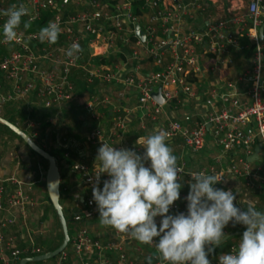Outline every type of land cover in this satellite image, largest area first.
<instances>
[{
  "label": "built area",
  "instance_id": "obj_1",
  "mask_svg": "<svg viewBox=\"0 0 264 264\" xmlns=\"http://www.w3.org/2000/svg\"><path fill=\"white\" fill-rule=\"evenodd\" d=\"M136 1L141 11L138 15L134 13ZM13 4H24L29 10L12 43L4 40L6 17L0 14V112L11 105L15 126L31 131L34 137V128L41 122L39 113L54 108V115H46L42 122L48 125L60 120L63 106L75 96L71 75L81 72L88 83L96 80L98 85L115 88L108 99L100 87L88 93L82 104L84 115L95 121L83 138L85 144L97 149L105 142L117 149L137 151L141 147L136 143L138 137L132 145L127 142L128 119L118 114L120 109L128 111L120 102L126 103L132 96L136 109L150 123L144 136L156 129L167 131L170 139L166 143L178 138L183 150L196 158V167L187 166L182 158L177 161L182 169L178 174L182 187L189 188L194 173L222 176L215 188L234 189L233 183L239 181L249 194L248 200L264 211L263 158L257 155L255 160L263 161V165L246 160L255 146L259 152L264 148V41L257 34L264 19V0H0V13ZM209 7L214 15L205 16L206 27L200 31L191 22ZM50 21L61 29L54 44L41 42L38 37L39 30ZM26 22L31 25L28 29L23 26ZM135 24L145 34L143 42L130 39ZM73 43H78L82 52L68 57L66 51ZM248 45V67L235 82L226 88L207 89L203 97L195 95L191 83L203 69L202 56L228 66L232 51ZM99 57L113 60L107 64L92 61ZM243 82L247 84L244 95L238 89V83ZM158 86L161 103L151 97ZM111 101L118 105L107 108V112L93 110L96 105H112ZM190 101L197 114L183 113L179 119L170 116L178 103L187 105ZM62 148L66 149L63 159L70 160L67 149L72 147ZM81 155L80 160L68 164L74 181L69 179L70 185L62 186L72 220L84 222L69 237V249L76 259L70 264H148L152 245L140 244L111 227L105 236L90 227L88 221L96 211L92 186L101 164L86 162L87 153ZM108 178L100 173L98 187L102 188ZM5 182L12 188H6ZM31 185L12 175L0 176V264H18L22 257L39 252L35 238L44 235L46 229L42 225L40 230L32 227L35 218L30 210L38 204L30 196ZM85 191L91 195L85 196ZM187 194L180 192L169 214L186 213ZM241 196L239 190L234 201L237 207H242ZM160 219L156 218L158 225ZM16 224L18 229L11 231L10 226ZM239 241L230 242L211 264H218L219 256L230 253ZM57 255L54 264H65L66 247ZM152 264L164 262L153 260Z\"/></svg>",
  "mask_w": 264,
  "mask_h": 264
},
{
  "label": "clouds",
  "instance_id": "obj_2",
  "mask_svg": "<svg viewBox=\"0 0 264 264\" xmlns=\"http://www.w3.org/2000/svg\"><path fill=\"white\" fill-rule=\"evenodd\" d=\"M28 13L24 4H13L0 13L6 17L2 25L5 42L17 40V29ZM23 26L28 29L31 25L26 22ZM60 31V26L50 21L39 30V40L54 44ZM80 52V45L73 43L66 55L73 57ZM169 139L170 134L162 129L139 137L136 143L143 148L142 154L101 143L96 156L101 164L99 174L109 178L100 188L97 174L92 186L100 224L140 244L152 245L148 264L153 260L164 264H211L208 256L226 238L225 227L230 222L233 226L240 224L245 230L239 244L230 253L220 255L218 264H264V211L251 200L243 201L246 207H237L234 201L239 188L214 187L222 176L194 173L185 197L186 213L169 214L182 188L178 175L182 169L166 143ZM157 217L161 218L159 225Z\"/></svg>",
  "mask_w": 264,
  "mask_h": 264
},
{
  "label": "crops",
  "instance_id": "obj_3",
  "mask_svg": "<svg viewBox=\"0 0 264 264\" xmlns=\"http://www.w3.org/2000/svg\"><path fill=\"white\" fill-rule=\"evenodd\" d=\"M209 15V17L214 15V10L209 7L206 9V12H204L203 16H196L195 20L191 22V25H193L195 28L199 29L200 31H203L206 27V19L205 16ZM215 17V16H214ZM264 22V19H262V23ZM264 31V30H263ZM263 41V40H262ZM197 52L201 51L200 45H197L196 47ZM246 53H243L242 51H232V64L228 66H224V64H218L214 61L213 57L210 56H202V63H203V69L201 73L198 74L196 78L193 79V83H191L192 89L195 93V95L199 97H203L205 94V91L207 89H210L212 87H220V88H226L227 85H231L235 80L241 75L244 69L248 67V61L249 56L246 57ZM264 75V73H263ZM238 89L239 92L243 95L246 93L247 84L245 82L238 83ZM182 98V97H181ZM129 100L125 102H120L125 110H128L126 113L123 109H120L118 114L120 116L126 115L128 119V133L127 137L130 138V145L135 141V139L138 137H144L146 134V131L148 128H150V123L144 119L139 110L136 109V100L134 97L128 98ZM175 110L170 114V116H173L177 119H179L183 113H191V114H197L198 110L193 107V101H190L189 104L184 105L181 102L178 103ZM80 107V105H78ZM81 109V107L79 108ZM61 116L64 114L63 109L60 111ZM78 118L83 120V122H89L94 121L93 119H90L89 117H85L82 110L77 111ZM2 117V116H1ZM3 118V117H2ZM63 118V116H62ZM67 121V122H66ZM91 121V122H92ZM15 122V121H14ZM11 122V123H14ZM66 125L64 123V126L71 125V119L65 120ZM145 122H147L145 124ZM149 124V127H147ZM147 125V126H146ZM129 135V136H128ZM84 138V137H83ZM66 142L68 143V146L76 148L78 150V157H81V154L87 153V157L84 159L86 162H90L91 160L97 161L96 156L93 153H89L88 150H84V139L81 140H70V137L65 138ZM59 139H55V144L58 145ZM170 148L173 150V154L178 157V160L180 158L183 159V157H186L187 159H190L189 154L186 153V151L183 150V147L179 140H174L167 143ZM90 147V146H89ZM88 147V148H89ZM257 147V146H255ZM254 147V148H255ZM16 148V149H15ZM253 148V150H254ZM134 150V148L132 149ZM90 155H89V154ZM258 156L260 155V152L258 151ZM257 155L254 158L255 161L257 159ZM40 160L37 156L33 155L28 151L24 146H22L18 141L15 140V138L10 137L4 129H0V176L2 178H7L9 176L17 177L19 180L27 182V183H34V189L31 191V198L37 203L38 205H35L33 209H31V213H34L35 218V224H33L32 227H34L36 230L38 228V224H40L37 220L38 218V211H42L44 207L42 204L44 203V193L45 187H44V172L46 165L44 164V168L40 167ZM177 160V161H178ZM5 187L8 189H11L12 186L5 182ZM234 190L239 188L240 192L242 193L241 202L242 207H246V205L243 203V201L248 200L249 194L243 189V185L237 181L233 183ZM189 188L187 185H184V187L181 188L180 192L182 193H188ZM264 197L263 193L261 195ZM48 204V203H47ZM258 209V208H257ZM260 211H263L262 209H258ZM48 218L51 216L50 212L47 213ZM99 213L96 210L93 218L90 221V227L93 229L96 234L100 236H105L108 231L109 227L102 226L99 222ZM49 220V219H48ZM40 227V225H39ZM233 227V225L231 226ZM244 227V226H243ZM11 231H14L17 228L16 225H11L10 228ZM21 231V230H20Z\"/></svg>",
  "mask_w": 264,
  "mask_h": 264
},
{
  "label": "rangeland",
  "instance_id": "obj_4",
  "mask_svg": "<svg viewBox=\"0 0 264 264\" xmlns=\"http://www.w3.org/2000/svg\"><path fill=\"white\" fill-rule=\"evenodd\" d=\"M139 24H140V26L141 27H143V23L140 21L139 22ZM82 74V73H81ZM80 73H78L77 74V76L79 77V78H83V76L81 75ZM72 85H73V90H74V92H75V96H73L72 98H71V100H70V104H72V105H76V107H77V105H80V107H81V109H79L80 107L78 106L77 107V111H79V110H82V104H84L85 103V101L87 100V96H88V91L87 90H82V89H80V88H78V87H76V86H74V84L72 83ZM100 87H101V89L103 90V92H102V94L104 93L106 96H107V98L109 99V97H108V95H110V94H112L113 93V91H114V89L115 88H113L112 86H110L109 88H107V87H105L103 84L102 85H98L97 84V90L98 89H100ZM96 90V91H97ZM112 102V105H102V104H100V105H96V106H93V110L95 109L96 110V113H102V112H104V111H106L107 112V108H115L118 104L115 102V101H111ZM7 109V107L6 106H4L3 107V109H2V111L0 112V116H2L3 118H5V119H10L11 121H13L14 122V117H12L13 115H14V111L12 110V108H10V109H8V110H6ZM35 112V111H34ZM33 112V113H34ZM82 112H83V110H82ZM17 115L19 114V113H16ZM60 114V120H58V121H56L55 122V120H53L52 121V123H50V124H44V130H43V132L45 133V132H47V133H45V137L44 138H42V139H37L36 137H37V131H36V129H39V127H41L42 125H43V123L42 122H40V125L39 126H37L36 128H34L35 129V132H36V136H34V137H31V139H33V140H35L36 142H37V144H38V146L40 145V147L41 146H43L45 149H47L48 151H52L56 156L55 157H57L56 158V164H57V166H58V168H59V171H60V175H61V183L59 182V202H60V204H61V206L63 207V210H64V212H65V215H70L71 213L69 212V210H68V208L66 207V203L68 204V195H67V192H65V191H62V186H64V185H67L68 184V182H67V180H69L70 179V181L71 180H73L74 181V177L71 175V173H70V171H69V168H68V164L69 163H67L66 164V166H64L63 164L65 163H60L59 162V159H58V156H59V154L57 153V146H63V145H68V143L66 142V139H65V136L63 135V131H64V128L63 127H65L64 126V123H65V125H66V122H64L66 119L67 120H69V117L68 116H66V115H62L63 116V118H62V116H61V113H59ZM58 114V115H59ZM39 115H41L40 113H39ZM86 117V116H85ZM87 118V117H86ZM90 118V117H89ZM147 122H145V124H146ZM17 126L21 129V130H23V128H22V126H20V125H18L17 124ZM147 126V125H146ZM147 127H149V124H148V126ZM0 129H5L4 128V126L2 125V124H0ZM53 129H55L56 131H55V134H53L52 132H51V130H53ZM24 131V130H23ZM11 135V134H10ZM13 138H15V140L16 141H18L22 146H24L28 151H30L29 150V148L26 146V145H24L23 143H22V141L19 139V138H17V137H15L14 135H11ZM56 136H57V139H59V143H58V145L57 144H55V139H56ZM129 136V135H128ZM127 142L129 143L130 141V138L129 137H127ZM84 145V150H88V152L89 153H93V151H94V155L96 156L97 155V148L96 147H89L87 144H83ZM89 147V148H88ZM16 149V148H15ZM137 153H139V154H142L143 153V148L142 147H139V149L136 151ZM30 153H32L33 155H35V156H37L34 152H31L30 151ZM88 153V154H89ZM187 153V152H186ZM188 154V153H187ZM90 155V154H89ZM260 157H262L263 158V161H264V148H263V146L261 147V149H260V155H259ZM189 157H192V158H190V159H187V157H186V160H185V162H186V164H187V166H192V167H196L197 165H198V163L196 162V160H194V159H196L194 156H190L189 155ZM40 159V158H39ZM185 159V157H183V160ZM39 161V163H40V167H42V168H44L45 166H44V164H45V162L43 161V160H38ZM263 161H254V162H252L251 164L252 165H254V164H257V163H260L261 165H263L262 164V162ZM99 162V161H98ZM191 164V165H190ZM68 185H70V184H68ZM34 183L31 185V190L33 191V189H34ZM79 190V189H78ZM79 193H80V190H79ZM84 195L86 196L87 195V191H85L84 192ZM48 202H47V200L46 199H44V203L42 204V206L45 208L46 207V210H47V212L48 211H50V217L48 218L50 221H51V219H52V221H53V226H52V224L51 223H49V222H42V224L40 223V224H38V228H39V230H40V227H41V225H42V228H44V229H46V231H43V233L44 234H47V237L51 234V232L53 233V230H55L56 231V224H55V220H54V217H53V213H52V210H50L49 209V205L47 204ZM67 210H66V209ZM32 216H35V215H32ZM36 218V217H35ZM37 220H38V218H37ZM39 225H40V227H39ZM232 223L230 222L226 227H225V230L226 231H228V230H230V229H232ZM52 228V229H51ZM233 232H235V231H233ZM72 233H73V230H71V232H70V229H69V234H71L72 235ZM229 233H231V232H229ZM36 237H39V235H37ZM241 239V235H237V236H232V237H230V238H228V239H226L224 242H222L220 245H219V247H217L216 249H215V251H217V253L215 254V255H210L208 258H209V260L210 261H212V260H215L216 259V256H218L220 253H223L225 250H226V247H227V245L230 243V242H233V241H237V240H240ZM68 245L66 246V252H67V258H66V260H65V264H70V263H73V262H75L76 261V259H75V256L72 254V252L70 251V247H69V243H67ZM57 256L58 255H56V256H54V257H52V258H49V259H46V260H43V261H34V262H28V263H30V264H54V261H55V259L57 258Z\"/></svg>",
  "mask_w": 264,
  "mask_h": 264
},
{
  "label": "trees",
  "instance_id": "obj_5",
  "mask_svg": "<svg viewBox=\"0 0 264 264\" xmlns=\"http://www.w3.org/2000/svg\"><path fill=\"white\" fill-rule=\"evenodd\" d=\"M137 5H139V2L138 1H136V2H134V6L136 7V8H134V13L135 14H140L141 13V11L138 9V7H137ZM131 39V41H136V39H135V37H131L130 38ZM242 51V50H241ZM250 52H251V46L250 45H248V48H246V49H243V53H246L245 55H246V57H248L249 55H250ZM111 60H113V58H101V57H99V58H93L92 59V61L94 62V63H96V64H100V63H102V64H107V63H110V61ZM78 73H80L81 74V72H78V71H74V73H72V75H71V79H72V82H73V84H74V86H76V87H78V88H80V89H82V90H87L88 91V93H93V92H95L96 91V88H97V81L96 80H93L92 82H86L83 78H79L78 76H77V74ZM77 107H78V105H77ZM77 107H76V105H72V104H68V105H65V106H63V116L64 115H66V116H68L70 119H71V125H67L66 127H63L64 128V131H63V135L65 136V138H67V137H70V140H72V141H74V140H80V142H81V140H83V137L85 136V134L94 126V124H95V121H87V122H83V120H81V119H79L78 118V114H77ZM10 108H12V106L11 105H8L7 106V109L6 110H8V109H10ZM83 110V109H82ZM55 111V109L54 108H52L50 111H48L47 113H43L42 115H40L39 116V120L42 122L43 121V119L45 118V116L46 115H50V116H53L54 115V112ZM30 116L31 117H33L32 116V114H30ZM85 116V115H84ZM12 117H14V115L12 116ZM18 117L19 118H22L23 116H22V114H18ZM5 119V118H4ZM7 121H9V122H13V121H11L10 119H6ZM43 123V122H42ZM1 124V123H0ZM44 124L45 123H43V125L41 126V127H39V129H36V131H37V139H42V138H44L45 137V133H47V132H43V130H44ZM4 126V125H3ZM4 130L6 131V133L10 136V137H12L11 135H14L15 137H17L12 131H10L7 127H5L4 126ZM24 130V132L25 133H27L30 137H32V135H31V131H29V130H25V129H23ZM35 130V129H34ZM55 129H53V130H51V132L53 133V134H55ZM11 134V135H10ZM17 138H19V137H17ZM20 139V138H19ZM21 140V139H20ZM33 140V139H32ZM176 140H179L178 138L176 139ZM22 141V140H21ZM36 144H37V142L35 141V140H33ZM174 141V140H173ZM180 141V140H179ZM23 143V142H22ZM24 144V143H23ZM25 145V144H24ZM38 145V144H37ZM40 146V145H39ZM46 152H48L50 155H52L53 157H54V159H55V161H56V158L57 157H55L56 155L52 152V151H48L47 149H45L43 146H41ZM30 150V149H29ZM64 150H66V149H64V148H62V147H60V146H57V153L59 154V156H58V159H59V162L62 164V163H64L63 165L64 166H66V164L67 163H70V161H72V160H77V159H81V158H79L78 157V150H76V148H74V147H72V149L71 150H69V149H67L68 151H69V153H70V156H71V159L70 160H65V159H63V157H62V153L64 152ZM31 151V150H30ZM31 152H33V151H31ZM37 155V154H36ZM37 157L38 158H40V160H43L40 156H38L37 155ZM44 162H45V165H47L46 164V161L45 160H43ZM57 165V164H56ZM46 168V167H45ZM57 168H58V166H57ZM58 171H59V168H58ZM59 182L61 183V175H60V171H59ZM87 195H91V193H90V191H87ZM44 197H45V199L47 200V202H48V205H49V209L50 210H52V213H53V217H54V222H55V224H56V231L55 230H53V233L51 232V234L47 237V234H44V235H39V237H36L35 238V245L39 248V252L38 253H35V254H32V255H30V256H35V255H38V254H41V253H44V252H47V251H52V250H54L59 244H60V242H61V239H62V233H61V230H60V226H59V224H58V221H57V218H56V215H55V213H54V210H53V208H52V206L50 205V203H49V201H48V199H47V196H46V194L44 193ZM264 198V197H263ZM60 203V202H59ZM61 205V204H60ZM258 208V207H257ZM66 209V208H65ZM259 209V208H258ZM61 210H62V214H63V217H64V220H65V223H66V228H67V232H68V235H69V237H70V235L71 234H69V229H70V232H71V230H74V229H76V228H79V227H81L82 225H83V221H73L72 220V218H71V214L70 215H65V212H64V210H63V207L61 206ZM67 210V209H66ZM48 212H50V211H48ZM47 210H46V207L44 208V209H42V211H38V221H40V222H49V223H51L52 224V226H53V221H52V219H51V221L50 220H48V216H47ZM70 212V211H69ZM90 221H88V223H89ZM52 229V228H51ZM245 230V226L244 227H239V224H236L235 226H233L232 227V229H230V230H228L227 232H226V234H228L229 232H233V231H244ZM242 236V235H241ZM217 248V247H216ZM215 248V249H216ZM217 253V251H215L214 253H212L213 255H215ZM212 254H209V256L210 255H212ZM212 255V256H213ZM208 256V257H209ZM26 264H30V263H26Z\"/></svg>",
  "mask_w": 264,
  "mask_h": 264
},
{
  "label": "water",
  "instance_id": "obj_6",
  "mask_svg": "<svg viewBox=\"0 0 264 264\" xmlns=\"http://www.w3.org/2000/svg\"><path fill=\"white\" fill-rule=\"evenodd\" d=\"M264 22L259 26L257 34L258 38L260 40L264 41ZM133 35L135 38H137L139 41H144V32L140 29L138 24H135L133 26ZM160 87L158 86L155 92L151 93V97L157 102L161 103L163 102V98L160 95L159 92ZM0 123L7 127L10 131H12L17 137H19L22 142L35 154L40 156L43 160L46 161V168L44 172V187L47 199L52 206L54 213L56 215L58 224L60 226V230L62 233V239L60 244L52 251H47L35 256H29V257H22L18 264H26L28 262H34V261H43L49 258H52L56 256L61 250H63L69 240V235L66 228V223L62 214L61 205L59 203V171L55 162V159L52 155H50L48 152H46L42 147L38 146L31 137L25 133L23 130L15 126L13 123L7 121L6 119L2 118L0 116ZM259 151V146L255 147L254 150L250 155L246 157L247 161L254 160V158L257 155V152ZM243 231H235L226 234V238L223 240V242L232 237L237 235H242Z\"/></svg>",
  "mask_w": 264,
  "mask_h": 264
}]
</instances>
